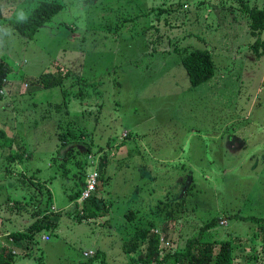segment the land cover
Returning <instances> with one entry per match:
<instances>
[{"label": "rangeland", "instance_id": "374dc122", "mask_svg": "<svg viewBox=\"0 0 264 264\" xmlns=\"http://www.w3.org/2000/svg\"><path fill=\"white\" fill-rule=\"evenodd\" d=\"M41 1L0 0V60L8 66L0 130L13 152L27 156L8 167L0 159V246L11 248L8 234L33 222L36 198L52 221L29 247L11 248L13 264H84L91 258L85 253L96 250L107 264H126L131 254L122 244L134 225L158 218L154 232L166 252L182 249L213 216L219 223L210 240L240 239L234 264H264L256 226L230 217H264V49L250 48L240 4L263 9L264 0H55L63 9L31 39L20 36L10 23ZM186 46L208 51L215 63V75L197 87L173 51ZM59 68L71 72L66 96L33 84ZM63 98L68 116L50 106ZM67 123L76 131L70 153L56 135ZM83 143L89 152L80 157ZM95 169H104L95 195L108 216L77 223L62 211L71 206L79 172ZM184 189L189 197L180 203ZM167 191L179 205L164 208ZM15 200L28 202L29 212L8 209ZM129 209L135 223L125 218Z\"/></svg>", "mask_w": 264, "mask_h": 264}, {"label": "trees", "instance_id": "16d2710c", "mask_svg": "<svg viewBox=\"0 0 264 264\" xmlns=\"http://www.w3.org/2000/svg\"><path fill=\"white\" fill-rule=\"evenodd\" d=\"M240 1V0H239ZM178 3L177 6L182 9V4ZM242 6V9L246 13V17L248 19V30L249 35L254 40V43L250 44L251 47L258 48L257 46L262 47V50L264 49V8L259 9L256 6H249L246 4L240 3ZM186 4L183 6L185 8ZM63 9V6L55 1V0H44L41 1L35 6L27 16H25L22 19L13 21L10 23L11 28L20 36L31 39L40 28H42L54 15L59 13ZM160 12L164 13L166 12L165 9H160ZM161 14V13H160ZM1 16V15H0ZM263 36L262 40L258 39L259 35ZM177 54H179V62L183 66L188 81L191 87H197L204 82L210 80L215 75V63L212 59L211 54L206 50H191L190 47L186 46L185 48L179 49L175 48L173 50ZM259 53L258 51H256ZM258 55V54H257ZM8 73V66L0 60V90L3 89V87L6 84V77ZM71 72L69 69H62L59 68L57 71L50 73H42L38 77H36L33 80V84L36 86H40L45 89H50L53 87H59L62 90L63 97L66 96L65 89L66 85L64 86V81L68 78H70ZM69 87H73V83L70 84ZM2 95V94H0ZM78 96H81V92L77 94ZM55 111L59 112L62 110V107L66 109L65 115L68 116L69 111L66 108L67 103L65 98H63V101L61 104L56 105H50ZM69 124V123H67ZM76 134V131L69 127L65 130H62L57 135V138L59 139V143L61 147L66 148V152L70 153V151L74 150V143L69 144V141L74 138ZM70 137V138H68ZM0 138L3 139L2 142H0V152L4 151L5 154L3 157H0L2 161L7 162V167L16 164L17 161L26 158L27 156H23L22 154H19L18 152H13V140L11 138H8L5 136V132L3 130H0ZM71 142V141H70ZM86 144H80V146L76 149L78 151V156H82L84 153L89 152V147L85 146ZM65 153V151L63 152ZM62 153V154H63ZM86 160L88 162L89 160L95 161V158H88L89 154H86ZM61 159L64 160V154L60 156ZM78 159H75L74 165L79 164ZM104 160V159H103ZM66 160L63 161L61 165H59L63 173L66 175L67 171L66 169ZM103 163V162H102ZM65 164V165H64ZM105 166V161H104ZM82 169V168H81ZM96 171L99 173V171L96 169ZM66 172V173H65ZM104 172V169L99 173V179L98 181L102 180V174ZM5 174H11V172L6 169ZM87 175L84 173V171L81 170L79 172V175L77 177V190L72 192L70 195H68V200L71 203L70 208H68L64 212L67 216H70L75 222L82 223V222H88L94 220L96 217H103L108 216V212L106 209V204L104 203L103 199L97 198L95 195V192L99 190L98 183L96 186L95 191L93 194L89 196L86 200H84L82 203V206L80 207V204L78 203V199L81 196L82 191L84 190L86 186V180ZM29 183L36 187L38 184L33 183L29 179ZM182 184L183 186L185 182V178H181L180 181L177 182V184ZM36 185V186H35ZM179 186V185H178ZM192 186V185H191ZM39 189V188H38ZM185 193V194H184ZM181 197L179 198L180 203L183 201L186 202V197L188 196L187 189H184L181 192ZM40 195V192L39 194ZM168 195V191L166 194V197ZM39 197V196H38ZM33 199V198H32ZM166 205H164V208L172 207L173 204L176 206L178 200H173V193L169 195L166 199ZM37 204L32 209V211L29 212V203L23 202L20 200H15L14 204L8 209L11 211H16L18 213L22 212H29L30 219L33 220V222L25 227L22 230L10 232L7 236V242H9V246L12 247H19L23 243L26 242V248L29 247L30 243H33L34 235H38L42 231H48L51 229L52 221L50 220L49 215L42 214L38 211L40 210V205L42 204L41 201L37 200ZM9 205V204H8ZM31 208V207H30ZM173 208V207H172ZM164 211L158 207L157 211L155 212L156 215L159 217V214ZM57 212V213H62ZM171 212V211H169ZM166 213V212H165ZM63 214V213H62ZM162 217V216H161ZM160 217V218H161ZM231 218H236L239 220H244L248 222H252L254 226L258 229V231L261 233L260 240L264 243V217H255V216H240L238 214H235L233 216H230ZM125 218L127 222H134L136 219V211L129 209L126 214ZM159 220L156 217L151 218V220H147V224L143 226H135L132 228V232L129 233V238L122 244V249L124 253L131 254L130 261L126 264H234L236 261V255H235V243H239L240 239H237L235 237L234 239L230 240H210V230H212L215 226L219 223V217L213 216L212 218L206 220L203 225L199 228L198 234L188 238L185 240L184 247L182 249H179L177 247L175 248H169L168 251H163V246H165L164 243H159V235L154 232L155 224L154 221ZM177 219L172 218L170 220L171 224L174 225V222H176ZM106 222V221H105ZM162 220V225H163ZM57 223V222H56ZM135 223V222H134ZM56 225V224H55ZM107 225L110 226V223L107 222ZM5 239V240H6ZM123 239V238H122ZM46 240H49V236ZM24 245V247H25ZM8 247V245L0 246V264H13L16 261V258L18 256H15L13 249ZM25 252H27L25 250ZM102 253V252H101ZM99 250H96L95 253L92 251V255H88L86 257H91L90 259H87L84 264H92L93 261H99L100 264H107L104 261L103 253L101 254Z\"/></svg>", "mask_w": 264, "mask_h": 264}, {"label": "built area", "instance_id": "2783aa9c", "mask_svg": "<svg viewBox=\"0 0 264 264\" xmlns=\"http://www.w3.org/2000/svg\"><path fill=\"white\" fill-rule=\"evenodd\" d=\"M0 94H2L1 90H0ZM99 176H100V174L96 171V169L87 175L86 186H85L84 190L82 191L80 198L78 199L79 203L83 202L84 200L89 198V196L91 194H93V192L96 189ZM45 239H47V237H45ZM161 242H165L164 239L161 238ZM164 244L166 247L167 243H164ZM91 254H92V252L85 253L86 256L91 255Z\"/></svg>", "mask_w": 264, "mask_h": 264}, {"label": "crops", "instance_id": "0c3cea01", "mask_svg": "<svg viewBox=\"0 0 264 264\" xmlns=\"http://www.w3.org/2000/svg\"><path fill=\"white\" fill-rule=\"evenodd\" d=\"M251 37V36H250ZM249 45V43H247L245 46H248ZM228 69H230V66L229 65H227V70ZM0 235H4V234H0Z\"/></svg>", "mask_w": 264, "mask_h": 264}, {"label": "clouds", "instance_id": "9594fccd", "mask_svg": "<svg viewBox=\"0 0 264 264\" xmlns=\"http://www.w3.org/2000/svg\"><path fill=\"white\" fill-rule=\"evenodd\" d=\"M160 240H161V237H160Z\"/></svg>", "mask_w": 264, "mask_h": 264}]
</instances>
